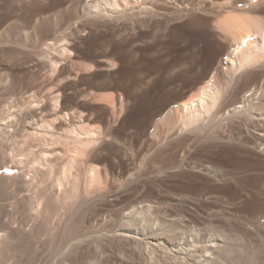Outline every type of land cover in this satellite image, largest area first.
<instances>
[{
  "label": "bare ground",
  "instance_id": "1",
  "mask_svg": "<svg viewBox=\"0 0 264 264\" xmlns=\"http://www.w3.org/2000/svg\"><path fill=\"white\" fill-rule=\"evenodd\" d=\"M70 1L0 0V52L11 60L22 57L17 50H39L37 54L52 71L48 97L55 102L48 110L43 106L46 115L42 116L25 108L14 112L9 101L0 108V264L6 259H12V264L37 260L42 264H92L100 257L104 258L96 264H110L113 247L129 250L130 264H264V0H209L210 4L204 0ZM120 21L129 23L126 31L138 22L142 29L149 23L159 32L150 52L125 49V32L117 30L109 39L92 40L95 48L91 50H102L103 57L112 58L114 68L124 62L130 81L146 83L159 78L165 85L176 77L189 80L198 72L189 71L213 30L228 33L235 46L223 59L225 66L217 63L211 79L200 83L193 100L170 110L178 114L175 126L184 136L167 143L166 151L186 145L187 154L201 151L204 158L178 165L192 167L206 177L196 194L182 195L183 214L164 225L149 219L151 205L134 207L121 215L119 224L113 217L111 222L100 219L109 228L95 237L91 223L98 209L105 203L111 205L107 204L109 194L90 195V180L102 179L101 171L85 163L81 172L77 169L79 173L75 164L90 142L108 138L101 129L77 125L74 114L67 111L68 105L60 100L61 86L71 84L79 72L71 79L66 62L59 63L68 50H77L75 34L89 37L106 23L115 30ZM168 50H174L175 56ZM145 54L154 72L148 71ZM1 67L0 89L10 97L26 79L24 71L35 75L42 71ZM221 69L225 79L220 84L216 76ZM118 75L124 76L123 72ZM164 89L169 90L168 84ZM12 134L35 140V148L18 161L14 153L5 151ZM61 142L65 144L60 147ZM48 174L55 176L46 184ZM250 176L254 182L245 183ZM164 180L160 176L153 183L157 186ZM24 191L19 199L7 202ZM188 217L193 222L187 223ZM197 218L204 224L197 223ZM45 236L49 239L44 240Z\"/></svg>",
  "mask_w": 264,
  "mask_h": 264
},
{
  "label": "rangeland",
  "instance_id": "2",
  "mask_svg": "<svg viewBox=\"0 0 264 264\" xmlns=\"http://www.w3.org/2000/svg\"><path fill=\"white\" fill-rule=\"evenodd\" d=\"M63 1L67 4L71 2L70 0ZM92 1L95 3L98 0H87L88 3L91 2V4H93ZM193 1H195L194 3L198 2V0ZM204 1L205 4H210L209 0ZM46 5H52V3L47 2ZM109 24L110 23H106L100 31L93 33L89 37L87 35L75 34L73 39L76 41L75 46L77 50H68L66 53L67 55L63 57V61L59 63L64 64L66 62L65 65L67 68L65 71L68 72L69 70L72 72L70 75V77L72 76L71 79L79 72V74L76 75L78 78H75L77 81L68 79L72 81L71 84L63 83V86H61L60 100L68 105L67 111L74 114L77 125L101 129L108 138V140L101 141V139H97V141L90 142L85 151H81L82 155L77 157L75 164L76 172H79V170L81 172L85 163L88 167H93L101 171V175L103 176L102 179L90 180L88 189V193H91H89L90 195L93 194L92 196H94L105 191L109 194L107 204L111 203V205L108 206L105 203V205L98 209V217L91 223L92 228H94L91 234L95 235V237L109 228L105 227L103 222H100V219L105 218L108 222L114 219L117 221L113 220V222H118L119 224L121 215L134 209V207L140 209V207H144V205H151L153 212L149 216V219L164 225L169 224L172 220L178 219L179 216L183 214L181 205L185 203L182 195L189 193L194 194L195 191L197 193V190L202 187L201 181H204L206 177L197 170L191 169L192 167H179L178 165L181 164L183 160L186 161L188 159V162L193 163L196 161H194V158L196 159L198 157V160L204 158L202 157V153H200L201 151H192L190 154H187V150L185 149L186 145L169 152L166 151L165 148H168V144L184 136L180 135L178 132L180 131V127L175 126L178 114L176 112L172 114L170 110L172 107L176 108L182 103L193 100V98H195L194 95H197L196 93H198L197 91L201 87H199L200 83L205 84L211 79L214 66L224 61L223 59H226L227 55L230 56L231 50L235 46L228 33L224 32V34H222L221 31L213 30V34L210 32L211 34L207 40L209 43L206 42L202 46L203 53L199 60H197V64L195 62L193 68L189 71L191 72L196 69L198 72L193 74L192 77H189V80L182 81V79L176 77L170 83L165 84H168L169 88V90L166 91V89H164V82L159 78L158 81L153 80L146 83H141L136 80L130 81V79H128L129 75H127L128 70L125 68L123 61V63L120 62L119 66L114 68L112 58L103 57L102 50H91L95 48L92 44V40L109 39L114 35L116 36L115 31L117 30L118 33L125 32L123 35L125 39L124 48L128 47L131 49L133 47L139 51L144 50L145 52H150V49L154 48L153 46L159 34L158 30H155V25L147 23L149 26L147 25L142 29L137 22L134 23L135 27H131L132 25L130 24L133 31L131 28L128 29L129 31H126L127 27H129V23L126 21H120L118 25H116L115 30L112 24ZM214 32H218L217 35L220 38L214 35ZM209 47L210 49L208 50ZM21 51L22 53L24 52V55ZM38 51L39 50H17V52L21 53L20 55H22V57L12 58L11 60V57L8 58V56L2 55L3 52H0L1 68L10 67L17 71L31 70L33 68H40L42 70L36 73V75L33 72L24 71L22 75L26 79L20 84V90L18 89V91H15V93L18 92L17 94L10 93L17 96L12 95L11 98L9 94H4L5 92L0 89V97L3 99L1 100L7 101L1 102L0 100V108L6 103V105H8L9 101V103H11V105H9L10 109L14 112H18L22 108H25L27 112H33L36 115L41 114L42 116L46 115L45 108L48 110L55 106L54 99L48 97V89L51 87V85L49 86V80L52 71L50 67H47L49 65L44 63L43 58L37 54ZM128 51L130 50H124V52ZM167 52L175 56L174 50H168ZM167 52L164 51L162 53L163 56L166 55ZM35 54L36 56H34ZM143 57L146 60L148 71L154 72L155 69L150 65L148 54H145ZM169 60L170 59H168L167 62L170 63L171 60ZM221 64L223 67L225 66L224 62ZM223 69H221V72L216 76L220 84L223 83L225 79V72ZM120 72H123L124 76L118 75ZM164 72H166L165 69L161 70V75H164ZM177 74L178 73H176V75ZM122 77L123 79H121ZM25 91H27L26 94ZM21 92L24 93L25 97L23 93V96L21 95ZM2 94H4V98ZM6 95H8L7 99ZM16 98L18 100H16ZM15 101H17L18 104ZM43 101L45 102L43 103ZM62 127L64 130L67 129V126L64 124ZM15 141H18L16 145ZM33 143H35L34 138L25 140L21 135L12 134L5 144V151L7 154L14 153L16 160L21 157V159H23L26 154L30 153V151L35 148V144ZM64 144V142H61L59 146H64ZM70 145L72 146L73 143H70ZM14 146L16 149L11 152ZM49 155L50 157H54L52 154ZM17 161H14L12 164L16 166L18 164ZM191 165L193 166V164ZM61 167H64L63 163ZM77 169L79 170L77 171ZM4 170H6V168L3 169V171ZM10 171L11 173L12 171L13 173L14 171L15 173L17 172V170ZM54 176L55 175L52 176L48 174L45 177V183H52L51 181H54ZM160 176L165 179V182L155 186L153 180ZM202 176L203 178L201 180L200 177ZM251 177L252 176L246 178L245 183L252 184L254 178ZM26 178L29 179L30 175H26ZM135 178L137 183L135 182ZM131 180L132 182H130ZM91 183L93 185H91ZM135 183L140 184L139 186L137 185L138 187H134L136 185ZM124 184H128L129 187L124 189L122 187ZM82 186H84V183ZM131 187L134 189L131 190ZM30 190L31 188L28 189V191ZM26 193L25 191L21 192L14 198L11 197L7 199V202H14ZM170 194L177 199L170 197ZM115 195H118V197L115 198ZM80 199L79 197L77 200L78 203L74 205L75 207L80 203ZM178 203H180V206ZM175 205L177 206L175 207ZM111 218L112 220H110ZM187 219V223L188 221L193 222L191 217ZM200 222H202V225L204 224L202 218H197V223ZM13 225L15 226L17 223L15 222ZM48 239L49 236H45L44 240ZM112 249L116 250L113 251ZM112 249V252L109 253L110 264H130L129 250L121 251L117 247H113ZM103 258L104 257L94 259L92 264L101 262ZM37 261L38 264H42L41 260L40 262L39 260ZM37 261L33 263L37 264ZM12 262V259H6L2 261V264H12Z\"/></svg>",
  "mask_w": 264,
  "mask_h": 264
},
{
  "label": "snow or ice",
  "instance_id": "3",
  "mask_svg": "<svg viewBox=\"0 0 264 264\" xmlns=\"http://www.w3.org/2000/svg\"><path fill=\"white\" fill-rule=\"evenodd\" d=\"M10 171V170H9Z\"/></svg>",
  "mask_w": 264,
  "mask_h": 264
}]
</instances>
